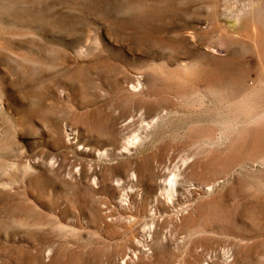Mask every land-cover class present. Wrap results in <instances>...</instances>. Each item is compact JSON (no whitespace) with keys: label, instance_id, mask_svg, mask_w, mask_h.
<instances>
[{"label":"rangeland","instance_id":"1","mask_svg":"<svg viewBox=\"0 0 264 264\" xmlns=\"http://www.w3.org/2000/svg\"><path fill=\"white\" fill-rule=\"evenodd\" d=\"M259 9L0 0V264H264Z\"/></svg>","mask_w":264,"mask_h":264},{"label":"bare ground","instance_id":"2","mask_svg":"<svg viewBox=\"0 0 264 264\" xmlns=\"http://www.w3.org/2000/svg\"><path fill=\"white\" fill-rule=\"evenodd\" d=\"M259 10H261V11H259ZM258 11H259V13H255V17L253 18V28H255L254 29V31H256V27H262V29H263V32H264V9H259ZM223 27V26H222ZM221 27V28H222ZM221 28H219L220 30H221ZM221 31H225V33H226V35H227V32L228 31H226V28L225 27H223L222 28V30ZM224 33V34H225ZM229 35V34H228ZM21 36V35H20ZM233 37H235V39H236V37H239V36H237L236 34H234V35H232ZM241 38V37H240ZM253 43V42H252ZM4 44V43H3ZM253 46H254V43L252 44ZM257 46H258V44H257ZM257 46L254 48L255 49V51H257L256 50V48H257ZM259 49V48H258ZM260 61V60H259ZM183 71V70H182ZM27 74V73H26ZM122 77V76H121ZM20 82V81H19ZM133 83V82H132ZM255 85H257L258 87H260V88H264V77L263 78H260L256 83H254ZM252 87V86H251ZM245 94V93H244ZM258 94V93H257ZM257 94H256V96H257ZM154 95V94H153ZM260 95H262V94H260ZM251 96V95H250ZM245 97H246V95H245ZM252 97V96H251ZM242 98H244V97H242ZM247 98V97H246ZM261 98V97H260ZM244 104V103H243ZM145 109V108H144ZM147 109V108H146ZM256 109V108H255ZM150 111V110H149ZM264 111V110H263ZM152 113V112H151ZM136 116V115H135ZM148 116V115H147ZM154 116V115H153ZM140 118V117H139ZM156 119L157 118H155V119H152V120H150L149 122H147V123H145V126H146V128H150V126H152V124L153 123H155V121H156ZM158 120V119H157ZM139 127V126H138ZM139 132V131H138ZM137 135V134H136ZM132 138V137H131ZM136 138V137H135ZM132 140V139H131ZM123 143H124V141H123ZM127 144V143H126ZM121 150V149H120ZM159 164V163H158ZM22 165V164H21ZM20 165V166H21ZM166 168V167H165ZM23 173V172H22ZM133 173V172H132ZM177 173V172H176ZM171 174V173H170ZM170 181H172V180H170ZM169 181V182H170ZM213 183V182H212ZM259 183V182H258ZM173 184H174V182H173ZM167 185V184H166ZM210 185V184H209ZM163 187V186H162ZM168 187V186H167ZM212 187H213V184H211L210 186H208L207 185V189H205L206 191L208 190H212ZM170 188H171V190H173L174 189V185H172V186H170ZM168 189V188H167ZM170 190V191H171ZM169 192V191H168ZM174 192V191H173ZM161 193H163V192H161ZM172 194V193H171ZM256 195V194H255ZM174 197V196H173ZM173 199V198H172ZM187 199V198H186ZM170 202V201H169ZM186 205V204H185ZM14 209V208H13ZM178 218V217H177ZM22 223V222H21ZM94 224V223H93ZM123 262V261H122Z\"/></svg>","mask_w":264,"mask_h":264}]
</instances>
